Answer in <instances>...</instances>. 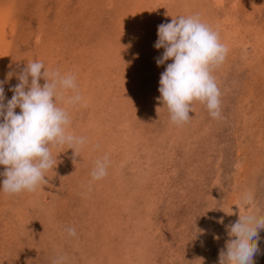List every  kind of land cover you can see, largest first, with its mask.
<instances>
[{
  "label": "rangeland",
  "instance_id": "rangeland-1",
  "mask_svg": "<svg viewBox=\"0 0 264 264\" xmlns=\"http://www.w3.org/2000/svg\"><path fill=\"white\" fill-rule=\"evenodd\" d=\"M0 9L15 26L6 98L29 61L72 74L83 101L60 106L69 131L87 138L76 157L52 149L57 164L36 192L0 190V264H217L226 226L248 207L242 194L264 212V0H0ZM194 14L229 49L213 71L222 119L196 101L177 126L157 99L166 65L153 45L158 25ZM105 154L108 174L93 181ZM260 239L254 264H264Z\"/></svg>",
  "mask_w": 264,
  "mask_h": 264
},
{
  "label": "clouds",
  "instance_id": "clouds-1",
  "mask_svg": "<svg viewBox=\"0 0 264 264\" xmlns=\"http://www.w3.org/2000/svg\"><path fill=\"white\" fill-rule=\"evenodd\" d=\"M158 39L153 47L163 49L156 57L158 66L166 65L160 75V97L170 113L172 123L182 126L190 122L193 103L199 101L213 119H222V92L213 71L220 67L229 52L221 42L219 32L203 22L198 14L180 16L171 22L157 26ZM169 60L172 63H167ZM43 70V71H42ZM13 74L9 73L10 78ZM18 83L9 88L11 99L5 95L7 79L0 80V172L3 177L2 190L7 195L36 192L48 183L45 174L52 170L56 158L54 147L64 145L79 156V149L87 143L84 136L69 131L71 118L67 107L83 101L76 77L62 74L59 70L49 71L43 62L29 61L16 74ZM43 79L45 83L41 85ZM72 95L65 100V93ZM6 101V103H5ZM20 112L17 113L16 109ZM105 154L97 159L90 175L93 181L105 178L110 166ZM238 220L226 226L232 237L221 249L217 264H254L259 252V231L264 229V212L250 205L254 201L251 191L241 196ZM69 237H76L75 227H68ZM217 238L218 237H214ZM66 257L58 256L52 264H65Z\"/></svg>",
  "mask_w": 264,
  "mask_h": 264
},
{
  "label": "bare ground",
  "instance_id": "bare-ground-1",
  "mask_svg": "<svg viewBox=\"0 0 264 264\" xmlns=\"http://www.w3.org/2000/svg\"><path fill=\"white\" fill-rule=\"evenodd\" d=\"M153 2H155V1H153ZM153 2H152V4H153ZM159 3H160V0H156V5L157 6H158ZM162 5H163V1L160 4V7H158V8H160L163 11L165 8ZM147 8H149V7H147ZM147 12H148V10H147ZM13 23L14 22L12 20L11 15L9 14V12L7 10H5V9H2V10L0 9V80L3 79V72H4V69L6 67V63L8 61L9 55H10L9 54V52H10V48L9 47H10V45L12 43V34L13 33L9 32V31H12L13 28H15V26H13ZM160 71H162V69ZM261 239H262V242H264V233L261 236Z\"/></svg>",
  "mask_w": 264,
  "mask_h": 264
}]
</instances>
